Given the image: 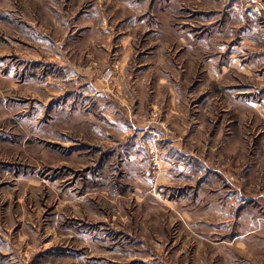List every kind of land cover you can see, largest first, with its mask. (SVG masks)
I'll return each instance as SVG.
<instances>
[{
  "label": "rangeland",
  "instance_id": "374dc122",
  "mask_svg": "<svg viewBox=\"0 0 264 264\" xmlns=\"http://www.w3.org/2000/svg\"><path fill=\"white\" fill-rule=\"evenodd\" d=\"M0 264H264V0H0Z\"/></svg>",
  "mask_w": 264,
  "mask_h": 264
}]
</instances>
